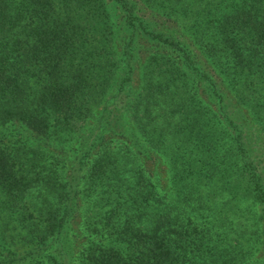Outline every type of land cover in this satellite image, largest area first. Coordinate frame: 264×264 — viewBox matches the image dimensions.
I'll return each instance as SVG.
<instances>
[{
    "label": "trees",
    "instance_id": "obj_1",
    "mask_svg": "<svg viewBox=\"0 0 264 264\" xmlns=\"http://www.w3.org/2000/svg\"><path fill=\"white\" fill-rule=\"evenodd\" d=\"M80 205L79 264H264V0H0V264H75Z\"/></svg>",
    "mask_w": 264,
    "mask_h": 264
},
{
    "label": "rangeland",
    "instance_id": "obj_2",
    "mask_svg": "<svg viewBox=\"0 0 264 264\" xmlns=\"http://www.w3.org/2000/svg\"><path fill=\"white\" fill-rule=\"evenodd\" d=\"M140 9L137 10V14L141 16L143 22L149 26V28H156V31L162 30L165 34H168L171 30H173V26L169 23L164 21L161 18L154 17L152 16L142 5H139ZM113 9V7H112ZM116 13V12H115ZM116 15H121L120 13H117ZM118 21V19H117ZM136 54L138 55L137 59L134 61L135 64L137 63H142L143 59L145 58L146 55H149L150 53H156L158 51H163L167 52L166 54L170 55L173 58H178V55L176 56V52H174L171 48V46L167 45H156L153 42H145V40H141L140 44L139 42L136 43ZM140 54H142L143 58L140 57ZM137 62V63H136ZM139 68V66L137 65ZM135 73V78L131 80L132 82L130 83L131 86L134 88L137 87L138 83V78H137V71ZM198 89V94L201 96L205 93V91L201 88V86H197ZM203 91H202V90ZM93 125V122L90 121L89 127L91 128ZM27 134L31 137L32 141L34 144H39L41 149H47L50 151V153L57 155L60 160V166L61 165H66L67 167L70 168V164L72 163L74 156L73 154H77V145L76 142L74 144L68 146V145H61L57 143L56 141L53 140H45L43 136L36 135L34 132L29 131ZM110 135V144H112L113 147H122L124 148L125 151L129 154L130 158H133L134 161L137 163L139 166V169L143 172H147V170H152V179L156 178L157 180H161V183H166V175L164 176V173H158L163 167L160 165L157 160L154 157V154L152 153V149L148 147L146 144L147 143H142L143 145H139L137 141L135 140H127L124 138L122 135L121 137L119 134ZM140 135V134H139ZM140 137H142L140 135ZM33 144V145H34ZM68 168V169H69ZM163 180V181H162ZM160 190L163 188L159 187ZM83 207L82 205L79 206V210L76 213V216L74 219H72L71 222V243H72V254H73V260L75 264H79L80 260L82 259V256L85 254L86 247L90 243V240L92 239H97L94 235L96 233H90V230L87 226L83 225V220H84V212H83ZM257 255L253 256L248 260L247 262H243L242 264H255L257 260Z\"/></svg>",
    "mask_w": 264,
    "mask_h": 264
}]
</instances>
